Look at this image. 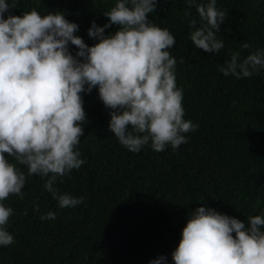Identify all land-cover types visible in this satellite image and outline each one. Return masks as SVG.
Instances as JSON below:
<instances>
[{
    "label": "trees",
    "instance_id": "16d2710c",
    "mask_svg": "<svg viewBox=\"0 0 264 264\" xmlns=\"http://www.w3.org/2000/svg\"><path fill=\"white\" fill-rule=\"evenodd\" d=\"M115 3L15 0L11 11L22 15L35 8L46 15L60 10L79 25L76 35L93 45L97 41L88 35L92 21L107 23L103 13ZM216 6L227 13L217 33L225 44L218 55L190 41L191 21L196 20L197 27L202 22L187 0H160L156 12L149 14L175 37L169 51L177 59L184 119L198 129L184 134L187 142L178 149L168 145L155 152L149 143L131 152L109 130L110 110L98 88L82 93L86 121L78 148L86 162L58 178L54 187L85 199L62 209L44 188L47 177L28 176L23 197L11 195L4 201L14 211L7 225L14 243L0 246V264H151L160 256L174 264L172 252L183 228L202 203L244 221L246 227L249 215H264V69L240 79L218 71L230 60L229 49L239 51L240 60L264 50V0H217ZM118 27L112 25L106 34ZM244 42L250 47L244 49ZM70 51L75 55L78 49L70 45ZM9 161L16 163L11 157ZM16 166L27 175L26 166ZM48 211L57 214L55 220L40 219Z\"/></svg>",
    "mask_w": 264,
    "mask_h": 264
},
{
    "label": "clouds",
    "instance_id": "9594fccd",
    "mask_svg": "<svg viewBox=\"0 0 264 264\" xmlns=\"http://www.w3.org/2000/svg\"><path fill=\"white\" fill-rule=\"evenodd\" d=\"M159 2L116 0L103 13L107 23L92 21L88 35L97 42L88 45L76 35L79 25L64 12L41 15L33 8L14 15L15 0H0V246L14 243L7 230L14 211L4 201L11 195L23 197L28 176L47 177L44 188L62 209L84 201L83 196L61 194L54 187L58 178L86 162L78 148L86 121L82 93L98 88L100 100L110 110L109 130L131 152L149 143L155 152L168 145L178 149L187 142L184 134L198 129L184 119L183 90L175 76L177 59L169 51L175 37L149 18ZM187 4L196 6L202 22L197 27V21H191L190 41L218 55L225 44L217 33L227 13L217 8V0L206 5L187 0ZM112 25L118 30L106 34ZM70 45L78 49L75 55ZM242 46L250 47L247 42ZM228 55L230 60L218 68L226 77L247 78L264 69V50L243 60L239 51L229 49ZM17 164L27 167V175ZM33 207L40 211L38 203ZM56 217L53 211L40 215L41 220ZM247 224L202 203L183 228L172 252L174 264H264V215H249ZM162 262L167 264L165 256L151 264Z\"/></svg>",
    "mask_w": 264,
    "mask_h": 264
}]
</instances>
